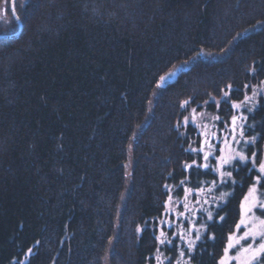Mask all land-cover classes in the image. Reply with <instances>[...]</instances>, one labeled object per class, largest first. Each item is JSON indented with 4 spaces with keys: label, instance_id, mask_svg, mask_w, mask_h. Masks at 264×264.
Here are the masks:
<instances>
[{
    "label": "trees",
    "instance_id": "trees-1",
    "mask_svg": "<svg viewBox=\"0 0 264 264\" xmlns=\"http://www.w3.org/2000/svg\"><path fill=\"white\" fill-rule=\"evenodd\" d=\"M10 3L0 33L17 31ZM16 11L21 33L0 38V264H218L256 169L236 161L217 184L198 128L182 122L192 108L228 120L264 80V0H16ZM259 100L243 126L249 154L264 147ZM210 184L226 195L206 207Z\"/></svg>",
    "mask_w": 264,
    "mask_h": 264
},
{
    "label": "rangeland",
    "instance_id": "rangeland-1",
    "mask_svg": "<svg viewBox=\"0 0 264 264\" xmlns=\"http://www.w3.org/2000/svg\"><path fill=\"white\" fill-rule=\"evenodd\" d=\"M183 65H186V63H183ZM172 73V70H171ZM166 77V76H165ZM250 91L246 96L251 97L252 100L250 101H245L244 98L241 100H238V102H235L237 104L241 103L244 101L243 105L240 108H233V111L235 112L233 116L237 117L236 124L233 125L232 123V117L228 118V120L223 119L219 116L216 111H211L208 110L207 108H201V109H196V114H195V120H192V109L189 111L188 115L185 117H189V123L193 126H196L198 128V134L200 135V144L198 145V150L201 151L202 155L205 153H209L208 159L214 158L213 162V170L218 178V183H220L221 176L218 171L215 169L219 167V162L215 159V157H219L221 155L228 156L230 153L235 154V153H242L246 157L249 158V162L251 166H254L256 169V174H255V180L253 184L248 187L249 189L243 196V201L240 206V217L238 219V224H240L241 219H245L246 221H251L254 219H264V209L260 208V203H264V191L260 187V182L264 178V173L260 171V165L264 163V147L262 149V152L257 154V149L253 145V148H251V153L249 154L247 151L248 145L251 143L253 144L252 138L248 137L246 133H244L243 126L245 124V119L247 117V114L254 109L256 106H258L260 102V97H264V80L260 82L259 84H254L250 87ZM253 93H256L255 96H253ZM218 118V119H217ZM221 121V122H219ZM183 125L184 124L182 122ZM241 131H243V135H241ZM207 159V160H208ZM236 161L239 163H246V162H241L237 158L236 160H233L231 164H226L222 168H220V171L222 172H231L232 173V167L236 165ZM247 161V162H248ZM131 162L130 160L128 164V169L131 168ZM129 171V170H128ZM130 174V171H129ZM260 177L259 183H257L256 177ZM232 178V177H231ZM228 177H224V179L228 180L231 179ZM215 185V184H214ZM213 184H210L208 188H205L203 194L201 196L206 198V207L209 206L210 204H217L219 201H221L222 198L225 197L226 193H221V196H218L215 194L216 189ZM255 186V205H253V197L249 196V190ZM215 194V195H214ZM245 197H248V200L245 199ZM205 203V201H203ZM216 202V203H215ZM233 229V233L230 236H234V238H238L243 234L245 231V226L241 225L240 229L237 230V227ZM199 236V234L197 235ZM196 236V237H197ZM229 236V237H230ZM229 239L227 241L228 245ZM251 242V239L249 238L248 241H241V244H243L245 247H247L248 243ZM260 239L259 237L256 240V243L253 244V248L257 247L259 244ZM226 245V247H227ZM239 246L230 249L228 252L229 257H235L237 249ZM223 257H225V252L223 253ZM221 258V259H222ZM246 258V257H242ZM221 261V260H220ZM220 261L218 264H220ZM230 264H240V261H237L235 259L230 261ZM253 264H264V254H260L257 260L253 261Z\"/></svg>",
    "mask_w": 264,
    "mask_h": 264
},
{
    "label": "snow or ice",
    "instance_id": "snow-or-ice-1",
    "mask_svg": "<svg viewBox=\"0 0 264 264\" xmlns=\"http://www.w3.org/2000/svg\"><path fill=\"white\" fill-rule=\"evenodd\" d=\"M19 18V17H17ZM175 75V72L169 73L167 74L168 77H171ZM166 82V77L165 76H161L160 77V83L157 85L158 87H162L163 84ZM229 88H231V85L228 86ZM256 93H253V96H255ZM224 97L227 98L228 97V93L225 92L224 93ZM214 99V98H213ZM245 101H250L252 100L251 97L245 96L244 98ZM191 103V99L189 100H185L182 102L181 107H187L189 104ZM219 103V102H216ZM244 101H242L241 103L237 104V103H233L232 106L234 108H240L243 105ZM192 120H195V114H196V109L193 108L192 109ZM218 119V118H217ZM237 121V117L233 116L232 117V123L233 125L236 124ZM184 124L189 123V117H184L183 120ZM179 126V122L178 125ZM241 135H243V131H241L240 133ZM252 140H255V137L252 138ZM208 155L209 153H205L204 154V159L207 160L208 159ZM239 159V161L241 162H247L249 160L248 157H246L245 155H243L242 153H235V154H229L228 156H224L221 155L219 157H215V159L219 162V167H217L215 170L219 172L220 176H221V180L220 183L224 184L227 183L228 181L226 179H224V177H228L231 178L232 173L231 172H222L220 171V168H222L224 165L226 164H231L233 160ZM205 168L208 167L207 164L203 165ZM187 167H191V165H187ZM251 171V170H250ZM260 171L262 173H264V163H262L260 165ZM257 183H259L260 181V177H256ZM183 184V181L181 182ZM215 183V182H213ZM202 191V190H201ZM256 189L255 186L253 188H251L249 190V196L253 197V205H255L256 201H255V197H254V193H255ZM246 200H248V197H245ZM260 208L264 209V203H260ZM185 208H187V205H185ZM206 211V210H205ZM180 215H183V213H181ZM208 218L211 219L212 218V214L209 212L208 213ZM223 219V218H221ZM241 225L245 226V231L243 232V234L241 236H239L238 238H234V236H230L229 237V242L227 247L224 249L225 252V257L221 259L220 264H230V261L235 259L237 261H240V264H253V261L257 260V258L259 257L260 254H264V219H254L249 221H246L245 219H241L240 224H238L237 230L240 229ZM164 233L161 232V236H163ZM259 237L260 242L257 245V247L253 248V244L256 243L257 238ZM249 238L251 239V242L248 243L247 247H245L243 244H241V241H248ZM197 239H199V236H197ZM161 243H165L164 240L160 241ZM167 243H171L170 240L167 241ZM193 246V243L191 241L188 242V247L191 248ZM238 247L237 252L235 257H229L228 256V252L230 249H233L235 247ZM31 251V250H29ZM181 255H183V252H181ZM242 257H246L243 258Z\"/></svg>",
    "mask_w": 264,
    "mask_h": 264
},
{
    "label": "water",
    "instance_id": "water-1",
    "mask_svg": "<svg viewBox=\"0 0 264 264\" xmlns=\"http://www.w3.org/2000/svg\"><path fill=\"white\" fill-rule=\"evenodd\" d=\"M10 11L13 14V17L16 21V23L18 24V28L17 31L12 32V33H0V38H7V37H17L18 34L21 33L22 28H23V24L22 21L20 19L19 14L16 11V0H10ZM19 17V18H17Z\"/></svg>",
    "mask_w": 264,
    "mask_h": 264
}]
</instances>
